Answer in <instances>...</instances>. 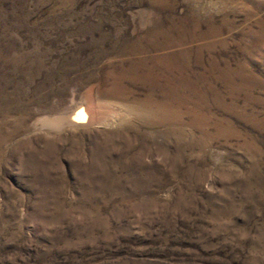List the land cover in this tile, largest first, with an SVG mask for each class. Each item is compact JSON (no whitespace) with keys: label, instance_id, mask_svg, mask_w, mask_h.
<instances>
[{"label":"rangeland","instance_id":"1","mask_svg":"<svg viewBox=\"0 0 264 264\" xmlns=\"http://www.w3.org/2000/svg\"><path fill=\"white\" fill-rule=\"evenodd\" d=\"M0 264H264V0H0Z\"/></svg>","mask_w":264,"mask_h":264},{"label":"bare ground","instance_id":"2","mask_svg":"<svg viewBox=\"0 0 264 264\" xmlns=\"http://www.w3.org/2000/svg\"><path fill=\"white\" fill-rule=\"evenodd\" d=\"M91 109L92 106H90L87 110L91 111ZM87 110L82 103L72 104L71 102L70 106L67 107L64 113H59L56 116L42 114L39 118L35 120L33 126L35 127L40 125L42 127H46L52 130H59L65 127L66 125L69 126L74 124H83L88 122L89 120H92ZM103 111L104 112L99 115V118L100 120H103L102 122L108 123L109 117L112 114V110L104 109Z\"/></svg>","mask_w":264,"mask_h":264}]
</instances>
